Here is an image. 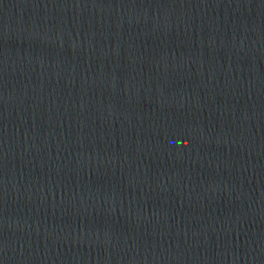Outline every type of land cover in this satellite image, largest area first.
Here are the masks:
<instances>
[{"label":"water","instance_id":"95a60500","mask_svg":"<svg viewBox=\"0 0 264 264\" xmlns=\"http://www.w3.org/2000/svg\"><path fill=\"white\" fill-rule=\"evenodd\" d=\"M264 121V0H0V118Z\"/></svg>","mask_w":264,"mask_h":264}]
</instances>
